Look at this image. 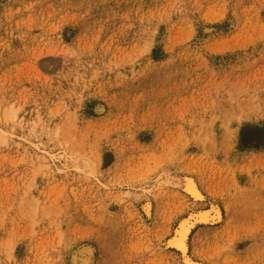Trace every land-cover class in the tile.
Wrapping results in <instances>:
<instances>
[{"label":"rangeland","instance_id":"374dc122","mask_svg":"<svg viewBox=\"0 0 264 264\" xmlns=\"http://www.w3.org/2000/svg\"><path fill=\"white\" fill-rule=\"evenodd\" d=\"M0 133V264H264V0H0Z\"/></svg>","mask_w":264,"mask_h":264},{"label":"bare ground","instance_id":"6f19581e","mask_svg":"<svg viewBox=\"0 0 264 264\" xmlns=\"http://www.w3.org/2000/svg\"><path fill=\"white\" fill-rule=\"evenodd\" d=\"M0 135H2V134L0 133ZM51 158H52V160H55V157L52 156ZM186 183H187V181H186ZM198 200H200V198ZM186 218H188V217H186ZM220 219H221L220 212L218 210H216V209H213L211 211L200 212V213L194 215L193 217H191L189 219H185L183 221L181 220V223L178 225L177 229L175 230V233L173 234L174 236L172 235L173 237H172V239L170 241V246L173 249H175V251L177 250L178 252L181 253L182 256H184V254L187 251V239H188L189 234H190L192 228L194 227V225L197 224V223H201V224H206V223H208V224L209 223L210 224H214V223H218V221ZM167 245H169V243ZM185 260H187V258ZM182 262H183V260H182Z\"/></svg>","mask_w":264,"mask_h":264}]
</instances>
